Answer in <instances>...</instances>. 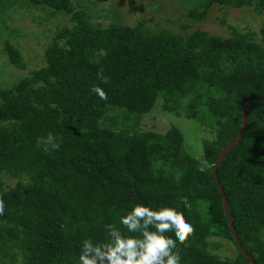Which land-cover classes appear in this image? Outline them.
Returning a JSON list of instances; mask_svg holds the SVG:
<instances>
[{
  "label": "trees",
  "instance_id": "1",
  "mask_svg": "<svg viewBox=\"0 0 264 264\" xmlns=\"http://www.w3.org/2000/svg\"><path fill=\"white\" fill-rule=\"evenodd\" d=\"M189 1L195 23L215 6L264 12V0ZM24 10L40 12L43 34H53L46 65L0 90V264H78L82 241L105 240V226L122 228L120 216L135 204L173 207L192 224L177 244L181 264H250L212 169L239 134L245 103L264 99V23L259 33L184 35L146 21L94 23L73 0H0L1 30L15 36L7 19ZM4 54L26 67L8 40ZM158 106L208 131L198 159L180 127L147 128ZM49 133L60 146L46 153L37 140ZM217 174L242 247L264 264V103L251 104L244 136ZM226 242L231 258L219 253Z\"/></svg>",
  "mask_w": 264,
  "mask_h": 264
},
{
  "label": "rangeland",
  "instance_id": "2",
  "mask_svg": "<svg viewBox=\"0 0 264 264\" xmlns=\"http://www.w3.org/2000/svg\"><path fill=\"white\" fill-rule=\"evenodd\" d=\"M73 3L81 10L86 11L94 23L109 25L119 22L134 26L139 21H146L148 28L154 30L169 28L184 35L196 29L222 37H229L232 34V29L253 30L259 33L264 23V12L262 15H258L251 9L221 8L219 6H215L209 11L208 19L205 22L195 23L189 18L188 10L195 9L196 5L189 0H73ZM39 15L41 13L36 10L12 13L11 19H7V22H9L8 27L18 29L15 36L9 35L7 30H1L6 29V26L0 27V90L12 87L21 79L29 76L32 71L46 65L45 49L49 41L52 40L53 33L43 34L46 26L40 24L37 19ZM60 21L62 25H69L67 18H61ZM185 26H190V28L185 30ZM6 40L21 49L26 63L24 69L19 70L9 63L4 54ZM184 120L165 113L161 110V106H158L145 118V123L148 125L147 128L156 129L159 132L166 131L171 126L180 127L185 135L188 149L192 156L198 159L202 153L203 140L211 138V136L206 129L199 128L195 122ZM219 253L231 258L235 256L236 250L233 245L226 242L225 248Z\"/></svg>",
  "mask_w": 264,
  "mask_h": 264
},
{
  "label": "clouds",
  "instance_id": "3",
  "mask_svg": "<svg viewBox=\"0 0 264 264\" xmlns=\"http://www.w3.org/2000/svg\"><path fill=\"white\" fill-rule=\"evenodd\" d=\"M103 79L107 82V78ZM91 91L107 99L99 86H93ZM59 140V136L49 133L38 138L37 145H43L42 150L47 153L59 148ZM183 207L188 209L191 205L185 201ZM119 224L123 231L121 227L106 225L107 236L101 242L83 240L78 264H181L177 244L185 243L193 232L192 224L173 207L135 204L120 216Z\"/></svg>",
  "mask_w": 264,
  "mask_h": 264
},
{
  "label": "water",
  "instance_id": "4",
  "mask_svg": "<svg viewBox=\"0 0 264 264\" xmlns=\"http://www.w3.org/2000/svg\"><path fill=\"white\" fill-rule=\"evenodd\" d=\"M253 102H260V103H264V99H251V100H248L244 107H243V114H242V125H241V129H240V132L239 134L232 139V141L221 151V153L219 154L217 160H216V163L212 169V175L214 177V180L217 184V186L219 187L220 189V192H221V195H222V200H223V205H224V210H225V213L227 215V218H228V221H229V224H230V228H231V231H232V234H233V238L235 240V243L237 244L239 250L241 251V253L243 254V256L250 262V264H256L254 262V260L252 259L251 256H249L246 251L244 250V248L242 247L241 245V242L238 238V235L236 233V230H235V227H234V223H233V219H232V216L230 214V210H229V206H228V202H227V198L225 196V193L220 185V182H219V178H218V174H217V171H218V167L224 162L228 152L232 149V147L237 144L239 141H241V139L243 138L244 136V133L246 131V127H247V121H248V113H249V109L251 107V104Z\"/></svg>",
  "mask_w": 264,
  "mask_h": 264
}]
</instances>
